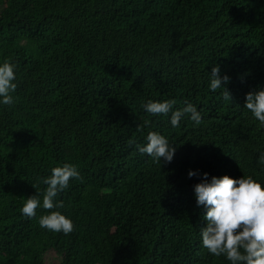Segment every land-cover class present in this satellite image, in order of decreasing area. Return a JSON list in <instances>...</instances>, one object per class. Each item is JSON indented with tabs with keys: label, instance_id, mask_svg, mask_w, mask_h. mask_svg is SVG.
Masks as SVG:
<instances>
[{
	"label": "trees",
	"instance_id": "obj_1",
	"mask_svg": "<svg viewBox=\"0 0 264 264\" xmlns=\"http://www.w3.org/2000/svg\"><path fill=\"white\" fill-rule=\"evenodd\" d=\"M5 59L17 88L0 105V264H230L200 242L194 185L204 172L264 183V125L244 107L264 87V0H0ZM213 65L232 100L210 90ZM170 99L201 122L144 110ZM150 131L175 145L170 163L137 150ZM64 163L80 172L57 197L69 234L41 228L52 210L21 213Z\"/></svg>",
	"mask_w": 264,
	"mask_h": 264
},
{
	"label": "clouds",
	"instance_id": "obj_2",
	"mask_svg": "<svg viewBox=\"0 0 264 264\" xmlns=\"http://www.w3.org/2000/svg\"><path fill=\"white\" fill-rule=\"evenodd\" d=\"M16 65L8 59L0 62V105L14 103L12 93L17 84ZM209 88L212 91L223 89V99L232 100L227 83L230 77L220 74L219 65H213L210 72ZM175 100H149L143 105L147 113L167 115L171 111L170 125L178 127L185 115L194 124L202 120L201 112L191 102L172 110ZM245 108L264 125V87L257 91L246 93ZM145 144H136L141 154L154 158L161 163H170L176 151L174 144L156 131H150ZM134 143V142H132ZM258 163L264 164V153L258 158ZM198 175V170L190 169L188 176ZM207 172L203 179L194 185V195L198 206L206 209L204 219L206 227L200 230V242L215 257L223 256L230 264H264V183L258 182L252 176L232 177L228 174L208 178ZM80 172L76 165L64 163L51 169L50 175L43 177L41 182L46 185L42 193L28 196L21 207V213L32 218L36 209L43 207L52 210L39 218L41 228L55 233L69 234L74 230L72 219L58 209L64 207V202L57 199L58 194L69 187L70 179H79ZM42 195V200L40 199Z\"/></svg>",
	"mask_w": 264,
	"mask_h": 264
}]
</instances>
